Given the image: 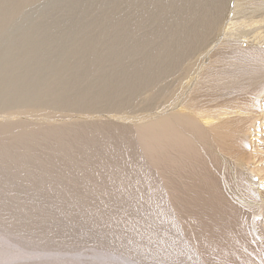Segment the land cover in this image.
<instances>
[{
	"label": "bare ground",
	"instance_id": "1",
	"mask_svg": "<svg viewBox=\"0 0 264 264\" xmlns=\"http://www.w3.org/2000/svg\"><path fill=\"white\" fill-rule=\"evenodd\" d=\"M43 1L0 0V35ZM109 2L76 20L87 28L72 49L53 40L55 65L25 36L4 64L0 209L21 211L6 224L43 216L26 213L30 198L85 202L91 214L55 232L96 236L128 264L264 262V0ZM11 192L27 196L10 204Z\"/></svg>",
	"mask_w": 264,
	"mask_h": 264
},
{
	"label": "rangeland",
	"instance_id": "2",
	"mask_svg": "<svg viewBox=\"0 0 264 264\" xmlns=\"http://www.w3.org/2000/svg\"><path fill=\"white\" fill-rule=\"evenodd\" d=\"M78 1L81 3V5L83 3V7L79 4ZM91 1L93 3L95 1H97L98 5H97V3L93 4ZM103 1H104V4H103V2H101V0H99V2H98V0H85V1L77 0V2H78V4H77L76 0H44L43 2H40L41 4L39 3L35 6H33V8L30 7L27 10H25L22 14L23 16L21 15L19 17V19L17 18V20H15V21L13 20V25L9 24L10 28L7 27L5 29V33L2 32L0 35V62H1L0 63L1 64L0 69L2 70L0 72V76L2 77V76H5L6 74L8 75V72L10 70H12V69H9L8 72H6L7 71L6 69H8V68H5V66L8 65V64H6L7 60H8V63H9V61H11V63H13L15 66L17 63H19V61H20L19 58L22 56V54H25L29 48L28 42L30 43V41H27L26 39H30L31 37L33 38V39L31 38L32 40H34L36 38L34 40L35 42L41 43L40 46L42 48H41L40 53H38V55H41V57H39V59H42L41 60L42 62H48L52 65H55L56 61L61 58V55L64 52V51H61V49L59 48L60 46L57 45L58 41L62 43V46L66 45L67 47L72 49L77 44L75 42L82 35L81 34L82 31H80V30L83 28L84 29L87 28V25L85 26L84 24H86L90 20L92 21L94 19L93 15L96 14L95 11L100 6H102L101 4L105 5V7L102 6L103 8H106L107 7L106 5L108 3H110L109 0H103ZM88 2L89 3L91 2V4L86 5V7L87 8L89 7L90 11L87 10V8L86 9L84 8L85 7L84 5L86 3L88 4ZM91 5H93L94 7ZM110 6H112V5H110ZM90 7H93V8H90ZM83 8H84V10H83ZM107 8H106V10L108 11L109 7H107ZM42 10L44 12L46 10V13H44ZM86 19L89 21L86 22ZM62 20L64 21V23ZM76 20L80 21V22H86V23H79L78 24V22ZM51 21L54 23H51ZM14 22H16V23H14ZM44 22L49 23V26H50L49 32L47 31L48 27H46L48 25V23L45 24ZM50 24H53V25L51 26ZM60 25H62L63 30H62V27ZM42 26L43 27L45 26V28H43ZM53 26H55V27H53ZM81 26H82V28H81ZM59 27H61L60 30H59ZM51 28H52V31H51ZM33 29L34 30L37 29L39 31V33L37 31H35L38 34L33 33L34 34L33 35L31 32V31L34 32ZM40 29L44 33H42V32L40 33V31H41ZM56 29L58 31H56V33H55ZM44 30L47 31V33ZM76 30H78V31L75 34H72L74 32H71V31H76ZM79 32H81V33H79ZM77 33L80 35H78ZM27 34H29V35L31 34V35L28 36ZM43 34L46 36L45 42H44V40L42 41ZM50 34H52L53 36H51ZM36 35H39L38 38ZM57 35L59 37H57ZM24 36L26 37V39L24 38ZM48 36L50 38H48ZM62 36L64 39L62 38ZM40 37H42V38H40ZM53 38H55L57 40H55ZM25 40L27 43L21 42V41H25ZM46 40H50L47 42V44L49 46L46 45ZM53 40H54V42L57 41V43L53 44ZM40 41H42V42H40ZM42 43L45 44L46 46L44 47V45ZM56 45L58 46V48L56 47ZM22 48L25 49L26 51L23 50ZM20 50H22V51H20ZM16 56H17V58L15 59L14 57H16ZM21 59H22V57H21ZM5 60H6V62H5ZM14 60H16V61H14ZM24 61L27 62L26 60H24ZM4 64H6V65L4 66ZM20 65L24 66V64H20ZM4 69H5V72H3ZM29 70L32 71V73L29 71V75L31 76V78H33V80L38 78L39 75L36 74V72H34V71H36L35 68L34 69L32 68V70H31V68H29ZM17 71H19V69ZM25 196H27L25 193L21 194V193L11 192L9 194V196L7 197V199L10 201L9 202L10 204L17 203L20 205V203L23 202V200L21 198H23ZM17 197H20L19 199H21L22 201L19 202L18 199H16ZM42 198L43 197H40V196L36 197V199L30 198V201L29 200L27 201V202H29V204H27L29 208H26L27 209L26 213H29L31 215H41L42 214L43 216L25 217L21 221H19L20 223H22V225L20 227H17L16 225L6 224V223H8L6 220H8L10 214L21 213V211L18 212V210H11L10 208L0 209V211L2 210L0 212V251L3 252V255L0 256V264H39L43 261H49V262L52 261L53 263H55L57 261L58 264H61V263L62 264H71V263L72 264H83L89 260H90L89 262L91 264H103V261H104V264H111V263L112 264H115V263L116 264H120V263L128 264L129 261H126L125 258L122 256V253L124 252L122 249L115 248L113 246V244L103 245L101 243H97L101 239H98V237H96V236L85 238L81 235H78L79 233L77 234V232H66V233L55 232L59 228H63V229L72 228L69 224L62 223V221H65L66 216H70V215L75 214V213L91 214L90 211L88 212V209L90 208L89 205H87L85 202H83L76 209H74V208H71V209L68 208L67 209L66 207H63V206L62 207H55V206L50 207L51 202L48 199L43 200ZM40 199H42V200H40ZM25 201L26 200H24V202ZM32 213H34V214H32ZM56 217H59L60 219H56ZM85 218H87V217H85ZM34 221L41 222V225H40L41 228L37 227L36 228L37 231L32 230L33 228L29 229L30 225L33 224ZM4 225H6V226H4ZM77 227H73V228H77ZM49 231H54V232H49ZM247 248L248 247L246 244V246L243 249H236V250L237 251L243 250L247 253V255H249L252 252L249 250V248L248 249ZM101 250L103 251V254H102ZM104 250L106 252H104ZM107 252H110V255ZM101 254L103 257L100 256ZM104 254L107 257H105ZM117 255H118V257L122 256L120 258H123V259L119 258L118 259L119 261H118ZM114 256L116 258H114ZM56 258H58V259H56ZM252 258L254 261H246V263H248V262L250 264H252V263L263 264L264 263L262 261V258H256V257L255 258L252 257ZM108 259H109V261H108ZM258 259H260V260H258ZM111 260H113V261H111ZM120 260H123V262L122 261L120 262ZM107 261H108V263H107ZM114 261H115V263H114ZM89 262H87V263L90 264ZM240 262L245 263V261H240ZM134 264H177V262L159 261V260H154V261H152V260H148V261L147 260H140V261H135Z\"/></svg>",
	"mask_w": 264,
	"mask_h": 264
}]
</instances>
